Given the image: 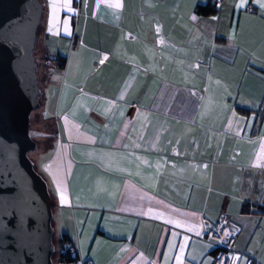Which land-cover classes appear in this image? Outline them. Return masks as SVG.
Listing matches in <instances>:
<instances>
[{"label":"crops","instance_id":"1","mask_svg":"<svg viewBox=\"0 0 264 264\" xmlns=\"http://www.w3.org/2000/svg\"><path fill=\"white\" fill-rule=\"evenodd\" d=\"M42 2L44 47L66 58L36 158L60 235L96 264H213L224 215L230 264H264V0Z\"/></svg>","mask_w":264,"mask_h":264},{"label":"water","instance_id":"2","mask_svg":"<svg viewBox=\"0 0 264 264\" xmlns=\"http://www.w3.org/2000/svg\"><path fill=\"white\" fill-rule=\"evenodd\" d=\"M42 0H0V264H53L55 199L31 150Z\"/></svg>","mask_w":264,"mask_h":264},{"label":"built area","instance_id":"3","mask_svg":"<svg viewBox=\"0 0 264 264\" xmlns=\"http://www.w3.org/2000/svg\"><path fill=\"white\" fill-rule=\"evenodd\" d=\"M77 1L79 9L88 0ZM239 233L240 227L224 215L215 224L207 227L204 235L206 238L213 240L216 246L213 264L231 263L237 253L235 243ZM58 259L57 264H96L93 257L80 254L77 246L72 241L59 246ZM248 264L255 263L249 258Z\"/></svg>","mask_w":264,"mask_h":264},{"label":"rangeland","instance_id":"4","mask_svg":"<svg viewBox=\"0 0 264 264\" xmlns=\"http://www.w3.org/2000/svg\"><path fill=\"white\" fill-rule=\"evenodd\" d=\"M43 21V19H42ZM43 30V24H41V27H40V32H39V35H38V38H37V41H36V46H35V56H36V60L38 61V80H39V83L41 85V88H42V85L44 83V75L46 74L45 72H49L52 65L54 64L52 60L50 59H45L44 58V54L43 52H47L49 53L48 51H46V48L44 47V44H43V38H42V31ZM42 97H43V93L41 91V95H40V98L42 100ZM43 107V100H42V105L40 108H38V110H35L32 112L31 114V123H30V131H32V133L34 134L33 137L35 136L38 141H39V147L38 149L36 150H31L30 151V156L32 158L35 159V161L37 162V154H38V151H40L41 149L45 148V142H46V139H44V137L42 136V132L44 131H51L52 128H51V125L49 126L47 124V122L44 121V117L46 116L45 115V112L42 111L40 113H38V111H41ZM39 117V121L37 120V118ZM42 131V132H41ZM40 170V169H39ZM41 172V170H40ZM56 204V202H55ZM54 209H55V206H54ZM54 226H55V235H54V243H55V246H56V251H55V254H54V261H53V264H57V259H58V251H59V246H60V243H59V236H60V233H61V230H62V226H63V223H64V219L60 217V214L57 212V213H54Z\"/></svg>","mask_w":264,"mask_h":264},{"label":"trees","instance_id":"5","mask_svg":"<svg viewBox=\"0 0 264 264\" xmlns=\"http://www.w3.org/2000/svg\"><path fill=\"white\" fill-rule=\"evenodd\" d=\"M216 6L215 5H202V4H200V5H198V7H197V11L199 12V13H201V14H211V13H215L216 12ZM47 51V50H46ZM34 54H35V50H34ZM43 54H44V58L45 59H50V60H52V61H56V64H57V66H59V67H64V65H65V63H66V58L64 57V56H59V55H57V56H54V57H52L51 55H50V53H47V52H43ZM38 62V61H37ZM46 74L44 75V80H46V77L48 76V74H49V72H45ZM38 82H39V80H38ZM39 85H40V83H39ZM40 87H41V85H40ZM42 89V88H41ZM41 99V98H40ZM41 103H42V100H41ZM38 110V109H37ZM38 113H40V111H38ZM37 120H38V122H40L39 121V117L37 118ZM44 121L45 122H47V124L50 126L51 125V128H52V130L51 131H43L42 133V136L44 137V139H46V142H45V148H47V149H49L51 146H52V141H53V138H54V135H55V133H56V130H55V123H54V121L52 120V118L51 117H48V116H45L44 117ZM31 132V135L33 136L34 134L32 133V131H30ZM34 138L38 141V139L34 136ZM39 142V141H38ZM35 160V159H34ZM36 162V161H35ZM36 165H37V162H36ZM37 167H38V165H37ZM39 169V168H38ZM40 171V170H39ZM68 241H71L70 239H69V237L67 236V234L66 233H63L62 235H60L59 236V243H60V245H63V243H65V242H68ZM71 258V257H70ZM58 261H59V259H57ZM62 260H63V258H62Z\"/></svg>","mask_w":264,"mask_h":264},{"label":"snow or ice","instance_id":"6","mask_svg":"<svg viewBox=\"0 0 264 264\" xmlns=\"http://www.w3.org/2000/svg\"><path fill=\"white\" fill-rule=\"evenodd\" d=\"M114 7H120V4L117 2L116 4L113 5ZM261 7H264V4L261 5Z\"/></svg>","mask_w":264,"mask_h":264}]
</instances>
